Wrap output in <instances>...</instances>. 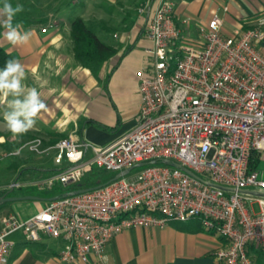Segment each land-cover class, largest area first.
I'll return each instance as SVG.
<instances>
[{
	"label": "built area",
	"instance_id": "1",
	"mask_svg": "<svg viewBox=\"0 0 264 264\" xmlns=\"http://www.w3.org/2000/svg\"><path fill=\"white\" fill-rule=\"evenodd\" d=\"M172 4L146 0L140 28L150 39V57L136 71L133 126L101 146L71 133L58 137L52 147L59 169L35 185H71L91 168L117 173L142 166L100 186L50 198L26 219L1 218L0 264H7L8 236L16 230L26 242L60 239L59 261L86 263L89 255L102 258L106 243L123 229L192 218L220 237L213 252L217 264H252L248 245L264 254V196L251 194L264 193V176L249 166L253 153L258 160L264 153V19L223 33L221 18L212 13L198 27L199 42L190 43L180 38ZM38 146V138L27 144L41 152Z\"/></svg>",
	"mask_w": 264,
	"mask_h": 264
},
{
	"label": "crops",
	"instance_id": "2",
	"mask_svg": "<svg viewBox=\"0 0 264 264\" xmlns=\"http://www.w3.org/2000/svg\"><path fill=\"white\" fill-rule=\"evenodd\" d=\"M141 1L67 0L66 6L74 10L66 18L59 12L47 11L46 16L37 14L31 20H22V30L31 29L34 33L27 44L14 46L4 37L0 38V45L14 53L13 59L24 65L26 79L23 83L28 87H35L46 105L36 117V125L48 124L53 126L50 129L52 133L59 137L71 133L78 139L97 146L109 143L118 134L133 126L139 103L136 71L149 59L145 48L151 45L150 39L140 28L147 15L146 0L140 5ZM172 2V16L179 29L180 38L190 43L199 42L198 27L204 25L212 13L221 18L220 29L223 33L264 19V0ZM90 3L93 8L88 6ZM103 13L108 15L105 16L106 19L116 14H122V17L115 24L109 25L101 18ZM74 16H80L91 27L96 25L102 31L100 37L95 33L101 41L116 45L115 54L105 60L102 67L97 69L95 65L93 70H89L73 57L69 21ZM91 16L99 23H90ZM41 27L45 29L41 31ZM2 31L5 29L2 28L0 37ZM115 33L119 35L116 37L113 35ZM113 63L115 66L111 68ZM3 111L4 108L0 107V137H4L0 147L9 144L19 146H13L14 149L10 151L4 164L0 163V191L20 189L30 191L29 195L23 196L40 199L41 202L25 215L29 217L46 200L52 198L46 195L49 187H38L35 182L58 171L59 166L53 163L55 151L52 147L58 137L49 142H46L48 138L45 142H40L41 152L30 151L17 138L13 139L11 134H5L7 132L4 129ZM12 151L17 152L12 154ZM45 155L51 157L53 167H44L39 163ZM16 156H20L16 163H7ZM4 184L7 187L2 188L1 185ZM8 239L12 241V247L7 264H217L213 252L221 242L219 236L204 230L195 218L169 221L161 228L123 229L106 243L102 258L89 255L86 263L59 261L57 254L63 244L60 239L43 236L36 242H26L21 230L12 232ZM249 257L252 262L255 261L252 251L249 252Z\"/></svg>",
	"mask_w": 264,
	"mask_h": 264
},
{
	"label": "clouds",
	"instance_id": "3",
	"mask_svg": "<svg viewBox=\"0 0 264 264\" xmlns=\"http://www.w3.org/2000/svg\"><path fill=\"white\" fill-rule=\"evenodd\" d=\"M22 11V5L13 7L8 0H3L0 6V27L5 29L4 39L14 46L27 44L34 34L31 29L22 30L20 23L14 25V17ZM25 79V67L19 60H6L4 67L0 68V107L4 108V129L11 133L13 139L32 130L36 117L46 107L40 92L25 85ZM0 142H4V137H0Z\"/></svg>",
	"mask_w": 264,
	"mask_h": 264
},
{
	"label": "trees",
	"instance_id": "4",
	"mask_svg": "<svg viewBox=\"0 0 264 264\" xmlns=\"http://www.w3.org/2000/svg\"><path fill=\"white\" fill-rule=\"evenodd\" d=\"M20 18L18 16L14 17L13 23L16 24L19 22ZM3 27H0V33ZM69 37L71 40V50L75 60L82 66L89 70H93L95 65L100 62L107 60L109 57L113 56L116 52V48L110 44H107L101 41L95 33L90 29V27L84 22L80 16H74L69 21ZM128 48V47H127ZM126 48V49H127ZM124 49L123 51H126ZM14 58V53L5 50L0 45V68L4 67L5 61ZM115 66V63L112 64L111 68ZM19 145H15L17 147ZM13 147V148H14ZM259 164L258 155L252 154L249 166L251 168H256ZM140 167H135L131 172L139 169ZM92 169L99 170L96 168H91L90 175H83L81 179L71 185L62 186L59 183H53L46 192L47 196L50 197H59L67 192L74 190H85L97 187L108 181H110L116 172H105L101 171L99 176L91 174ZM30 191H20V189L12 188L10 191H0V196H23L29 195ZM31 194H34L31 192ZM197 219V218H195ZM199 225L201 223L197 219ZM202 227V226H201ZM254 253L255 261L253 264H264V254L255 249L252 245H248V255L249 252Z\"/></svg>",
	"mask_w": 264,
	"mask_h": 264
},
{
	"label": "rangeland",
	"instance_id": "5",
	"mask_svg": "<svg viewBox=\"0 0 264 264\" xmlns=\"http://www.w3.org/2000/svg\"><path fill=\"white\" fill-rule=\"evenodd\" d=\"M66 1L67 0H8V2L13 5V7L16 6V2L18 5L23 6V11L16 15L20 18V20H19L20 24H23L22 20H31V17L34 15H37V14L46 16L45 12H47V11L53 12V13L59 12L66 18L74 10L72 7L70 9L69 7L66 6ZM2 3H3V0L1 1V5H2ZM142 3H143V0L140 2V5H142ZM88 6L89 7L91 6V8H93V4L91 5V3ZM136 6H134L133 9H135ZM75 7H78V6L75 5ZM105 16L107 17L108 15L106 13H103L101 18H104L105 23L111 25L112 23L115 24V22L117 20H119L120 17H122V14L112 15L109 17V19H106ZM97 22L94 19V17H92V16L90 17V23L96 24ZM101 23H103V21ZM88 26L90 27V29H92V27H95L92 29V31L94 33H96L97 36L100 37V33L102 31H100L96 25L91 27L88 24ZM113 28H116V27H113ZM108 31L111 32V30H108ZM115 31H117V33L119 32L118 30H115ZM3 33L4 32L2 31V37H0V38L4 37ZM117 33H115L114 36L117 37L119 35ZM108 36L107 37L110 38V40H112L110 35H108ZM114 36H113V38H115ZM0 43H1V41H0ZM113 47H116V45H114ZM103 64H104V61L98 63L97 69L99 67H102ZM105 67H107V64ZM35 127H36V130L32 129V130L28 131L27 133L17 137V141H21L22 145H25L24 147H27V144L30 141H32V139H34V138L39 139V145H40V142H45L47 138L48 139L46 142H49V141H52V139L59 137L57 134L56 135L53 134L54 132L52 133V130H50L51 128H53V126H49L48 124H45V123L44 124L39 123ZM49 130H50V134H49ZM5 132H7V131H5ZM5 134H11V133L7 132ZM13 146H14L13 144H9L6 147H0V163L1 164L2 163L4 164L5 159H7L9 157L8 155H9L10 151L14 149ZM38 148H39V146H38ZM43 157L44 158H42L41 161H39V163L43 164L44 167H48V168L53 167L51 157L49 155L48 156L45 155ZM19 159H20V156H16V157H13L11 160L7 161V163L8 162L9 163H11V162L16 163ZM258 169L262 173V175L264 176V153H260ZM91 174H95L96 176H99L101 174V171H100V169L99 170L92 169ZM84 175H90V171H87ZM7 176H9V175L6 174V177ZM13 176H15V174ZM7 178L9 179V177H7ZM7 178H5V179H7ZM1 187L5 188V187H7V184L1 185ZM40 202H41L40 199H25V200H12L10 202H7L6 204H0V219L7 216V215H12L18 219L19 218L21 219V218L25 217V215L28 214L31 210H33L36 207V205L39 204ZM26 218H28V217L26 216L23 219H26ZM14 236H17V234Z\"/></svg>",
	"mask_w": 264,
	"mask_h": 264
},
{
	"label": "water",
	"instance_id": "6",
	"mask_svg": "<svg viewBox=\"0 0 264 264\" xmlns=\"http://www.w3.org/2000/svg\"><path fill=\"white\" fill-rule=\"evenodd\" d=\"M151 162H153V161H151ZM160 162L161 163H164V164H167V165H170L172 167H177V168L181 169L183 172H185L186 174H188V175H190V176H192V177H194V178H196L198 180H201L203 183H205L207 185L215 186L217 188H220V189L226 190V191L227 190H230L229 188L224 187L222 185L214 184V183H211L209 181L200 179L197 175H195L194 173H192L191 171H189L187 168L181 167V166H179V164H177L175 162L168 161L166 159H162V160H160ZM140 166H142V163H137V164H135L132 167H127V168H125V169H123V170L115 173V175L113 176V178L111 180H115V179L119 178L122 175H126L132 168L140 167ZM98 186H100V185H98ZM85 190H87V189H85ZM81 191H84V190H74V191L67 192V193L63 194L62 196L69 195V194H74V193H79ZM240 192H248V191L240 190ZM251 194L259 195V196H264V193H259V192H251ZM30 198H33V197H31V196H23V197H13V196L4 197V196H0V204L3 203V202H9V201H12V200H17V199H30ZM52 198H54V197H52Z\"/></svg>",
	"mask_w": 264,
	"mask_h": 264
}]
</instances>
